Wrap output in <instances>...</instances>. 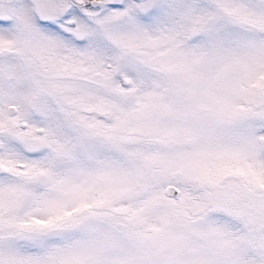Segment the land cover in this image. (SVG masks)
<instances>
[{"label":"snow or ice","instance_id":"snow-or-ice-1","mask_svg":"<svg viewBox=\"0 0 264 264\" xmlns=\"http://www.w3.org/2000/svg\"><path fill=\"white\" fill-rule=\"evenodd\" d=\"M0 264H264V0H0Z\"/></svg>","mask_w":264,"mask_h":264}]
</instances>
